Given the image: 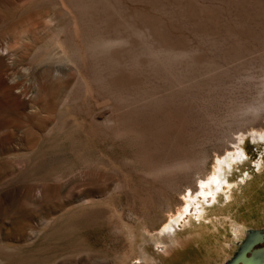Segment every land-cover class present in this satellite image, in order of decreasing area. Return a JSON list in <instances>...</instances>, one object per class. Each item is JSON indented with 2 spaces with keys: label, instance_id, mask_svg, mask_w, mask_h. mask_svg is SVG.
<instances>
[{
  "label": "rangeland",
  "instance_id": "1",
  "mask_svg": "<svg viewBox=\"0 0 264 264\" xmlns=\"http://www.w3.org/2000/svg\"><path fill=\"white\" fill-rule=\"evenodd\" d=\"M261 247L264 0H0V264Z\"/></svg>",
  "mask_w": 264,
  "mask_h": 264
},
{
  "label": "bare ground",
  "instance_id": "2",
  "mask_svg": "<svg viewBox=\"0 0 264 264\" xmlns=\"http://www.w3.org/2000/svg\"><path fill=\"white\" fill-rule=\"evenodd\" d=\"M55 72V71H54ZM218 183V182H217ZM219 185H220V182H219ZM218 189H219V187H217ZM177 221V220H176ZM173 222L175 223V221H174V219L173 220H170L166 225H164V227L160 230V232H159V235L160 236H158V237H162V234H167V233H171V231H172V224H173ZM194 233H196V235H197V231H194ZM201 235V234H200ZM198 236V235H197ZM188 237V236H187ZM186 237V239L184 240V239H182L181 238V240H176L175 242H176V244H177V246L176 247H180V248H183L184 246H186V245H188V243H189V241L188 240H190L191 241V238L189 239V237L187 238ZM196 238H198V237H196ZM180 239V238H179ZM192 242H193V240H192ZM180 248H178V249H180ZM166 249V252L168 253L169 252V250L167 249V248H165ZM171 251V250H170ZM173 254H175V253H173ZM183 261V260H182Z\"/></svg>",
  "mask_w": 264,
  "mask_h": 264
},
{
  "label": "water",
  "instance_id": "3",
  "mask_svg": "<svg viewBox=\"0 0 264 264\" xmlns=\"http://www.w3.org/2000/svg\"><path fill=\"white\" fill-rule=\"evenodd\" d=\"M259 240V239H258ZM264 251V247H261L259 249H253L250 256L247 257L245 256V252L243 253V256L244 258H240V257H237L235 260H234V264H238V261L240 260L242 262V264H247V262L251 259V257L256 254V253H260V252H263Z\"/></svg>",
  "mask_w": 264,
  "mask_h": 264
}]
</instances>
